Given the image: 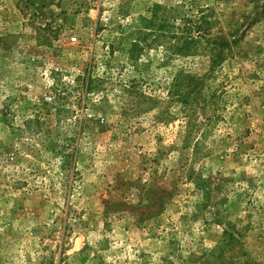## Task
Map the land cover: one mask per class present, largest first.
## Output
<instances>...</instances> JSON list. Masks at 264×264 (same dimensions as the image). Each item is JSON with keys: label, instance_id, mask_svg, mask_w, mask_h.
<instances>
[{"label": "rangeland", "instance_id": "1", "mask_svg": "<svg viewBox=\"0 0 264 264\" xmlns=\"http://www.w3.org/2000/svg\"><path fill=\"white\" fill-rule=\"evenodd\" d=\"M0 264H264V0H0Z\"/></svg>", "mask_w": 264, "mask_h": 264}, {"label": "trees", "instance_id": "2", "mask_svg": "<svg viewBox=\"0 0 264 264\" xmlns=\"http://www.w3.org/2000/svg\"><path fill=\"white\" fill-rule=\"evenodd\" d=\"M212 14L213 11L209 9V7L201 8L199 10L198 23L190 25L188 28V36L185 41L186 46L174 47L176 56H189L190 58H197V56H200L199 54L202 50V47H205L206 50H209L211 58L216 59V55L222 51L221 45L224 42V35L220 31L216 32L214 28L216 22L214 21ZM192 49L194 50L192 51ZM202 77L198 73L180 70L178 76L174 79V91H172V95L174 97H183L184 103L191 107V105H189V100L192 97V93L195 91V84L198 82V78ZM31 123H34L35 126H32ZM31 126L34 127V129H32ZM26 127L27 130L29 129V131L34 132L35 134L51 137L49 134H51L52 131L48 129H46V131H42L38 119L30 120L29 123H26L25 128ZM191 133L192 131L189 130L187 137H190ZM69 145L67 146L68 148ZM51 149H59V151H57V155L61 156L63 160L62 169L65 172H71V169L74 168L72 161L76 156V151L70 153L66 147L59 145L57 142L52 143ZM168 196H170V194L168 192H164L163 194L159 195L157 200H155V205L158 207V209H160L161 206H166ZM66 232L67 231L64 233L63 240L67 235Z\"/></svg>", "mask_w": 264, "mask_h": 264}, {"label": "built area", "instance_id": "3", "mask_svg": "<svg viewBox=\"0 0 264 264\" xmlns=\"http://www.w3.org/2000/svg\"><path fill=\"white\" fill-rule=\"evenodd\" d=\"M73 40H76V38H73Z\"/></svg>", "mask_w": 264, "mask_h": 264}]
</instances>
